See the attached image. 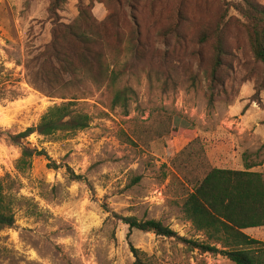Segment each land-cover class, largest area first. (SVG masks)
Masks as SVG:
<instances>
[{
  "label": "rangeland",
  "instance_id": "rangeland-1",
  "mask_svg": "<svg viewBox=\"0 0 264 264\" xmlns=\"http://www.w3.org/2000/svg\"><path fill=\"white\" fill-rule=\"evenodd\" d=\"M244 1L264 8V0H63L57 15L65 25L80 8L96 22L115 13L125 64L118 86L134 92L125 114L111 106L103 83L71 84L64 98L48 94L36 58L51 41V0H0V185L14 217L11 228H0V264H133L129 243L143 264H232L173 238L129 232L120 218L158 221L205 241L180 212L176 167L189 161L197 178L205 162L244 170L245 153L264 159V151L254 155L264 144V73L237 12ZM221 18L230 29L212 78L213 53L199 38ZM113 35L96 46L105 57ZM73 97L91 116L89 127L72 137L30 135L27 146L44 155L19 171L20 147L10 137ZM66 168L84 181H71ZM250 171L264 176V164ZM244 233L264 243V227Z\"/></svg>",
  "mask_w": 264,
  "mask_h": 264
},
{
  "label": "trees",
  "instance_id": "trees-1",
  "mask_svg": "<svg viewBox=\"0 0 264 264\" xmlns=\"http://www.w3.org/2000/svg\"><path fill=\"white\" fill-rule=\"evenodd\" d=\"M62 2L63 0H51L48 6L49 17L53 21L51 41L36 58L41 82L50 90L48 94L61 98H64L71 84L85 81L103 83L110 94L111 106L120 108L127 114L134 92L128 87L118 86L125 73V64L120 62L122 51L115 13L96 22L87 8H80L77 19L72 24L65 25L57 15ZM244 4L245 7L237 9V12L247 20L244 28L249 50L253 60L262 65L264 73V8L248 1H244ZM180 17L181 11L177 9L172 32L178 28ZM229 29V23L223 22L221 18L199 38V43L209 44L213 53L210 68L212 78L223 65L224 43ZM112 35L115 39L107 51L109 56L105 57L96 46H100L102 41L105 42L104 38L109 39ZM76 105L73 97L67 102L48 107L36 125L10 137L11 142L20 147V156L16 162L19 171L29 169L32 158L44 155L42 151L27 146L25 140L30 135L49 138L60 134L72 137L89 127L91 116L77 109ZM160 126L158 124L156 128ZM171 132L169 128L165 129V134ZM128 142L133 141L128 139ZM262 151L264 144L254 155L258 156ZM250 156L248 153L244 154V170L211 168L206 162L202 163L200 166H204L203 173L197 178L190 177L196 170L185 166L189 161L176 167L183 180V183L178 182L177 188L179 195L181 194L178 202L180 212L183 219L204 236L205 241L179 237L176 232L154 220L138 221L133 217H124L120 221L127 226L129 232L135 230L173 238L190 250L212 258L221 257L232 264H264V243L244 233L249 229L264 227V176L250 171L253 167L264 164V159L256 162L257 158L253 161L249 159ZM53 168L57 167L53 165ZM66 174L71 181H84L82 176L76 175L69 168H66ZM3 190L0 185V228H11L14 217L8 207V196ZM128 245L135 259L133 264H143L141 253L131 243Z\"/></svg>",
  "mask_w": 264,
  "mask_h": 264
}]
</instances>
